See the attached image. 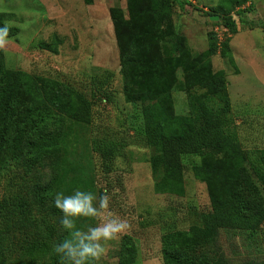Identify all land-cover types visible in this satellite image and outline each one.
Masks as SVG:
<instances>
[{
	"label": "trees",
	"instance_id": "16d2710c",
	"mask_svg": "<svg viewBox=\"0 0 264 264\" xmlns=\"http://www.w3.org/2000/svg\"><path fill=\"white\" fill-rule=\"evenodd\" d=\"M245 2L222 0L228 8ZM126 10L127 16L115 6L109 14L118 47L124 99L141 106L142 120L136 134L152 150L149 164L154 191L157 195L183 197L182 156L195 155L201 163L193 165L191 172L206 184L210 198L208 211L190 212L192 221L186 230L169 228L161 234L162 264H264V259L255 258L234 261L218 244L222 233H255L264 224V148L245 151L241 147L226 75L212 67L211 59L216 53L226 55L229 51L228 38L219 42L214 29L209 49L192 54L172 25L170 0H126ZM12 15L0 13V21ZM221 18L220 27H228L234 34L233 19L228 15ZM7 28L9 37L17 33V28ZM57 40L53 34L55 54L60 43ZM40 48L49 46L43 43ZM4 55L0 49V179L11 169V182L20 171L29 175L43 167L51 170L49 181L28 185L25 194L27 206L34 213L54 221L47 225V237L53 246L66 235L59 227L61 213L52 206L59 189V173L66 165L60 157L64 144L62 124L68 121L89 126L95 101L112 102L109 83L113 73L102 70L94 75L86 97L60 81L6 68ZM229 63H234L232 57ZM177 87L188 95L187 116L174 112L172 91ZM197 89L203 92L198 94ZM122 147V143L106 138L91 140V151L100 159L102 174L108 176L114 171L113 161ZM104 191L98 189L97 195ZM106 191L108 194L109 189ZM23 199L20 195L14 197L13 192L0 205V220L7 224L0 230V238L14 240L15 245L19 235L22 241L12 264H20L33 249L25 244L26 229L33 224L20 219L29 212ZM89 223L95 225V221L84 218L77 227L84 229ZM135 257L132 238L123 235L118 264H131ZM50 264H59L54 254Z\"/></svg>",
	"mask_w": 264,
	"mask_h": 264
},
{
	"label": "rangeland",
	"instance_id": "374dc122",
	"mask_svg": "<svg viewBox=\"0 0 264 264\" xmlns=\"http://www.w3.org/2000/svg\"><path fill=\"white\" fill-rule=\"evenodd\" d=\"M170 1L172 25L192 54L209 49L211 34L221 28L223 15L233 19L234 34L225 26L224 33L218 32L223 39L228 38L229 51L226 55L216 53L211 59L212 67L226 75L241 147L245 151L264 148V0H246L234 8H228L222 0ZM115 6L122 8L127 16L126 0H0V13L13 14L1 18L2 27L17 28V33L0 49L5 54L6 68L60 81L86 97L94 75L102 70L113 73L109 83L112 102L95 101L89 126L63 122L64 144L60 157L66 165L59 173L56 187L65 195L77 188L96 194L98 189H109V210L131 224L130 231L124 234L132 238L136 248L131 264H162L161 234L169 228L186 230L192 221L190 212L208 211L210 198L206 184L195 179L191 172L193 165L201 163L195 155L182 156L183 197L157 195L154 191L149 164L152 150L136 134L142 120L141 106L124 99L118 47L109 14ZM53 34L60 41L56 46L57 54L52 52L56 44L52 41ZM43 43L49 48H40ZM229 57L233 58V64L229 63ZM177 75L182 80L180 72ZM195 92L200 94L203 90ZM172 98L175 114L187 116V93L177 87L172 91ZM104 138L123 144L113 161L114 171L108 176L100 172V159L91 151V140ZM11 170L1 175L0 205L14 192V197L25 198L27 206V186L34 182L44 184L52 176L51 170L43 167L29 175L20 171L11 182L10 175L14 174ZM27 209L28 216L21 215L20 219L33 224L26 229L25 238L26 246L33 249L20 264H50L52 239L47 237V225H53L54 221L44 214L34 213L29 205ZM6 225L1 219L0 230ZM122 237L105 244L106 254L99 264H118ZM21 244L19 235L15 245L14 240L0 238V264L14 263L15 252L20 250ZM218 244L234 261L251 258L261 261L264 259V224L255 233H222Z\"/></svg>",
	"mask_w": 264,
	"mask_h": 264
},
{
	"label": "clouds",
	"instance_id": "9594fccd",
	"mask_svg": "<svg viewBox=\"0 0 264 264\" xmlns=\"http://www.w3.org/2000/svg\"><path fill=\"white\" fill-rule=\"evenodd\" d=\"M8 40V28H0V48ZM109 205L110 196L106 190L99 195L79 188L70 195L63 191L55 193L52 206L61 213L59 227L66 234L52 246V253L58 257L59 264H99L106 254L105 244L130 231V222L112 213ZM81 218L99 222L95 225L89 223L82 229L77 227Z\"/></svg>",
	"mask_w": 264,
	"mask_h": 264
},
{
	"label": "built area",
	"instance_id": "2783aa9c",
	"mask_svg": "<svg viewBox=\"0 0 264 264\" xmlns=\"http://www.w3.org/2000/svg\"><path fill=\"white\" fill-rule=\"evenodd\" d=\"M219 30V31H218ZM223 30V31H222ZM226 30L225 29H223V27H221V28H219V29H217L215 32L217 33V38H218V40H219V42H221L222 40H223V38H222V36L220 35V33H218V32H225Z\"/></svg>",
	"mask_w": 264,
	"mask_h": 264
}]
</instances>
